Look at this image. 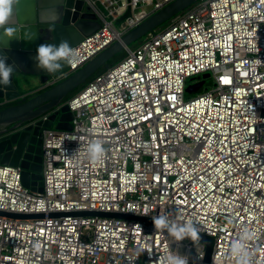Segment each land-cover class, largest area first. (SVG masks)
Listing matches in <instances>:
<instances>
[{
  "label": "built area",
  "instance_id": "obj_1",
  "mask_svg": "<svg viewBox=\"0 0 264 264\" xmlns=\"http://www.w3.org/2000/svg\"><path fill=\"white\" fill-rule=\"evenodd\" d=\"M88 1L107 15L73 47L75 62L0 109L69 77L173 0ZM204 74L212 87L188 95ZM66 104L71 130L43 131L42 193L22 186L20 167L0 166V212L43 215H0V264H167L176 248L203 264V245L156 228L162 215L191 219L214 239L209 264H239L229 251L238 239L251 264H264V0L198 2ZM93 142L102 148L95 160ZM82 211L151 223L52 216Z\"/></svg>",
  "mask_w": 264,
  "mask_h": 264
},
{
  "label": "water",
  "instance_id": "obj_2",
  "mask_svg": "<svg viewBox=\"0 0 264 264\" xmlns=\"http://www.w3.org/2000/svg\"><path fill=\"white\" fill-rule=\"evenodd\" d=\"M202 0H173L161 9L151 13L133 28L127 30L112 45L103 50L82 68L57 84L42 89L37 94L9 104L0 109V166L20 167L21 184L33 193H42L41 154L43 150V131H70L72 114L66 98L79 87L85 85L104 68L110 60L121 52H127L131 45L159 29L172 18ZM130 15V8L117 20L122 23ZM104 19L88 0H16L12 5L11 16L5 27L13 28L9 38L0 28V54L15 66L11 82L0 86V104L12 102L22 96L31 85L45 86L47 81L68 69L65 62L62 68L50 73L38 67L37 50L41 44H59L67 40L72 47L84 37L97 31ZM210 74L201 76L199 83L186 88L188 95L203 90L205 80ZM59 110L44 121L34 125L31 122L50 111ZM10 219H40L43 215L11 214L0 212ZM53 217H101L118 220L149 222L146 217L117 213L82 211L59 213ZM192 241L203 245V264H209L214 239L198 234Z\"/></svg>",
  "mask_w": 264,
  "mask_h": 264
},
{
  "label": "clouds",
  "instance_id": "obj_3",
  "mask_svg": "<svg viewBox=\"0 0 264 264\" xmlns=\"http://www.w3.org/2000/svg\"><path fill=\"white\" fill-rule=\"evenodd\" d=\"M16 0H0V28L4 29V34L9 38L13 35L12 27H5L7 20L11 16L12 5ZM76 54L70 43L65 40L57 44H41L37 50L38 67L42 70L55 73L62 68V61L65 63L75 62ZM15 66L8 59L0 54V86H7L11 82L12 73ZM102 148L99 142H93L89 147V156L95 160L99 158ZM157 229L173 237L174 242L182 244L185 240L191 241L193 237L198 238V227L191 219L177 222L166 215L155 219ZM231 255L239 264H251L252 253L245 247L244 240L234 241L229 248ZM139 255V250L137 251ZM167 264H189V258L179 248L171 250L166 257Z\"/></svg>",
  "mask_w": 264,
  "mask_h": 264
},
{
  "label": "rangeland",
  "instance_id": "obj_4",
  "mask_svg": "<svg viewBox=\"0 0 264 264\" xmlns=\"http://www.w3.org/2000/svg\"><path fill=\"white\" fill-rule=\"evenodd\" d=\"M94 7H95V9H96L100 14L107 15V11H106V9H104V7H103L100 3L94 5ZM119 24H120V23H119ZM116 25H118V24H116ZM143 39H144V38H143ZM143 39L140 40V41H138V42H136L135 44L131 45V46H130V49H133V48H136L137 46H139V45L141 44V42L143 41ZM212 85H213V83H212V79H211V78H210V79H207V80H205V84H204L203 89H210V88L212 87ZM41 88H43V86H40L38 89H33V90L29 91V92L36 91V90H39V89H41ZM26 93H28V92H26Z\"/></svg>",
  "mask_w": 264,
  "mask_h": 264
},
{
  "label": "trees",
  "instance_id": "obj_5",
  "mask_svg": "<svg viewBox=\"0 0 264 264\" xmlns=\"http://www.w3.org/2000/svg\"><path fill=\"white\" fill-rule=\"evenodd\" d=\"M125 56H126V52L123 51V52L119 53L118 55H116L115 57H113V59L110 60V61L108 62V64L98 72V74L101 73V72H103V71H105L107 68L113 66L114 64L118 63V62H119L120 60H122ZM91 79H92V78H91ZM91 79L88 80V82L91 81ZM88 82H87V83H88ZM87 83H86V84H87ZM86 84H85V85H86ZM85 85L79 87L77 90H75L74 92H72V93L66 98L65 101H68L71 97H73L76 93H78V92H79V91H80ZM12 105H13V104H12Z\"/></svg>",
  "mask_w": 264,
  "mask_h": 264
},
{
  "label": "crops",
  "instance_id": "obj_6",
  "mask_svg": "<svg viewBox=\"0 0 264 264\" xmlns=\"http://www.w3.org/2000/svg\"><path fill=\"white\" fill-rule=\"evenodd\" d=\"M39 87H40V85H37V84H35V85H31V87H28L27 89H25V90L23 91V93L29 92V91H31V90H33V89H38Z\"/></svg>",
  "mask_w": 264,
  "mask_h": 264
}]
</instances>
